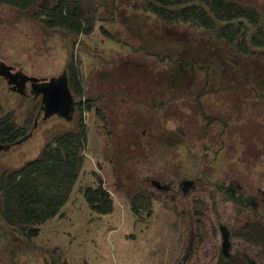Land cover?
<instances>
[{
  "label": "rangeland",
  "instance_id": "obj_1",
  "mask_svg": "<svg viewBox=\"0 0 264 264\" xmlns=\"http://www.w3.org/2000/svg\"><path fill=\"white\" fill-rule=\"evenodd\" d=\"M239 1L256 5L264 17V0ZM34 13L0 4L3 56L42 78L58 75L75 59L90 96L108 90L106 95L113 93L117 102V93L135 102L125 117L118 104L113 106L114 117L106 126L113 135L108 139L102 121L85 113L89 143L84 169L63 215L42 225L38 246L59 248L69 264H166L172 241L177 246L182 235L185 246L198 242L199 232L204 249L221 244L213 228L221 220L233 232L243 217L222 197L212 202L204 186L241 183L255 193L258 186L264 188V57L241 55L186 25L165 24L139 0L99 7L102 19L89 35L47 28ZM181 61L187 66L184 73ZM8 111L14 110L4 109L0 115ZM68 129L54 132L48 141ZM158 132L161 139L156 140L152 135ZM46 142L41 127L2 156L0 175L3 167L18 169L39 158ZM100 171L115 200L108 214L94 212L83 194L86 187L97 185ZM181 177L200 178L196 196L207 199L202 224L189 217L196 205L189 202L193 195L188 198L179 185L178 192L168 194L152 183L158 179L178 184ZM144 187L153 194L150 216L146 211L138 216L130 206L132 195ZM14 231L0 218V256L5 259L15 235L21 234ZM234 248L249 251L240 241H234ZM29 252L36 257V251Z\"/></svg>",
  "mask_w": 264,
  "mask_h": 264
},
{
  "label": "trees",
  "instance_id": "obj_2",
  "mask_svg": "<svg viewBox=\"0 0 264 264\" xmlns=\"http://www.w3.org/2000/svg\"><path fill=\"white\" fill-rule=\"evenodd\" d=\"M143 9L168 25H186L207 32L213 38L244 56L264 57V17L253 4L239 0H139ZM22 11L35 10L34 16L45 27L62 28L77 35L91 34L99 19L98 8H115L116 0H0ZM106 32L107 30L103 28ZM70 86L77 95L84 94L82 71L77 60L69 65ZM98 114L103 120L101 110ZM212 120V119H211ZM3 124V123H2ZM89 143L87 125L79 131L58 135L42 155L16 171L0 177V218L12 229L37 236L48 220L63 215L75 184L86 162ZM99 184L84 189V198L97 213L114 210L115 200ZM134 213L153 211V194L149 189L133 195ZM236 235L256 244H264V226L245 225Z\"/></svg>",
  "mask_w": 264,
  "mask_h": 264
},
{
  "label": "flooded vegetation",
  "instance_id": "obj_3",
  "mask_svg": "<svg viewBox=\"0 0 264 264\" xmlns=\"http://www.w3.org/2000/svg\"><path fill=\"white\" fill-rule=\"evenodd\" d=\"M69 65L70 64L66 65L63 71L58 75L42 78L39 77L38 74L29 70V68L27 69L26 66H21V64L15 60H8L0 52V113L4 109L14 110L0 115V162L2 156L6 155L7 152H10L15 145L24 143L31 138L35 131L41 127L47 139V142L45 143L46 148L53 143L58 135L70 131H79L81 129V123L84 122L86 124L85 113L92 112L95 114L97 120L102 121L100 124L105 126L104 132L105 135H107L105 137L108 139V136L113 135V132L106 129V126L111 123L114 117L112 112L113 106L118 104V107H115L120 109V113L123 117L132 112L131 108L135 107L134 101L131 104V102H127L129 100L128 98L117 93V102L113 100V93L109 96L106 95L108 90L105 91L107 93L104 92V94L102 93L100 96H90L89 89L85 82L83 83L84 94L77 95L70 86ZM179 66H181L180 68L183 73L187 70L184 61H181ZM181 77H183V75H181ZM49 79L60 83L67 81L73 98H66L65 100L60 99V101L49 99L47 91L51 87L49 85L51 80L45 82V80ZM104 86L105 85H103V87ZM261 87L264 89V84ZM195 101L196 107L202 109L203 107L201 106L200 101L197 99ZM124 103H128V105L125 106L123 105ZM129 104H131L130 106L132 107H129ZM169 104H171V102H169ZM101 108L102 110L104 109L105 120H103L98 114V110H101ZM18 109H20V116H17L16 114ZM21 116H24V119L21 122H18L17 118H20ZM207 119L210 121L211 117H208ZM66 127H69L68 131L54 134L52 140L48 141L50 135H53L54 132ZM152 136L156 140L161 139L159 132L158 135L153 133ZM21 168L22 167L18 169ZM18 169L11 170L8 169V167H5V169L3 167V172L0 177L5 173H10ZM99 177L102 178L104 187L108 189L111 185L106 180V177L103 176V171H100ZM96 180H98V178ZM172 181L173 182L170 180L162 181L152 179L154 186L162 189L168 194L174 191L178 192L176 185H179L178 187L183 189L184 194L188 196V198L193 195L189 202H195L196 205L193 206V210L189 209V217L191 221H197L202 224V218L206 214L204 212V205L207 199L204 197V194L196 196V190L200 188L198 186L200 178L181 177V179L178 180V184L177 182H174V180ZM98 184L99 180L97 181V185ZM204 188L208 190V193H211L212 202L220 197H222L221 200L231 202L237 209L236 215L243 217V222L240 223V226L235 231L231 232L227 223L220 220L216 229H213L221 235V244L217 243L215 246L209 247V250L204 249L201 246L204 241V236L201 232L197 233L195 236L198 242L195 241V244H191V241L188 246H185V236L182 235L181 239L179 238L180 243H178L177 246H175L172 241L168 261L165 263L264 264V244H256L255 242L248 241L245 238L236 235V232L241 228H244L245 225L254 226L258 223L264 226V212H262L264 207V188L258 186V192L255 193L252 190H246L245 186L241 183L226 184L223 188V184L220 182H212L211 185L206 182ZM142 189L145 190L148 189V187ZM205 192L207 193V191ZM252 208L253 210H251ZM247 211L249 212L247 213ZM137 215L142 216L143 214L138 213ZM150 215L147 214V216ZM14 232H20L21 234L17 233V235H15V241L13 240L15 244L8 251V259H5V255L2 257L0 256V264H69L67 260L61 259L62 257L60 254L62 252L59 251V248H54L56 249L54 250L50 249V247L48 248L47 245L38 246L39 242L37 241V238L40 236L42 229L41 232L34 237L27 236L19 230H15ZM234 241H240L242 244H246L249 251L246 250V252H242L240 249H235ZM29 251H36V257L32 256V252L30 253ZM25 253L26 255H23Z\"/></svg>",
  "mask_w": 264,
  "mask_h": 264
},
{
  "label": "water",
  "instance_id": "obj_4",
  "mask_svg": "<svg viewBox=\"0 0 264 264\" xmlns=\"http://www.w3.org/2000/svg\"><path fill=\"white\" fill-rule=\"evenodd\" d=\"M50 80L51 79L45 80V82L50 81ZM49 85L51 86L47 91L49 99L60 101V99L65 100L66 98L67 99L73 98L67 81L60 83V82L51 80V82H49Z\"/></svg>",
  "mask_w": 264,
  "mask_h": 264
}]
</instances>
